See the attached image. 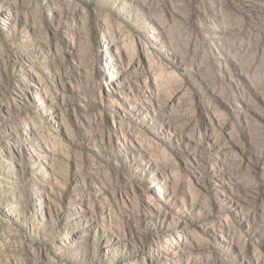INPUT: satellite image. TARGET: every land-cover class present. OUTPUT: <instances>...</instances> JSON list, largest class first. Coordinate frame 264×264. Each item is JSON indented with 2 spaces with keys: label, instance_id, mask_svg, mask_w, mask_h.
<instances>
[{
  "label": "rangeland",
  "instance_id": "1",
  "mask_svg": "<svg viewBox=\"0 0 264 264\" xmlns=\"http://www.w3.org/2000/svg\"><path fill=\"white\" fill-rule=\"evenodd\" d=\"M0 264H264V0H0Z\"/></svg>",
  "mask_w": 264,
  "mask_h": 264
}]
</instances>
